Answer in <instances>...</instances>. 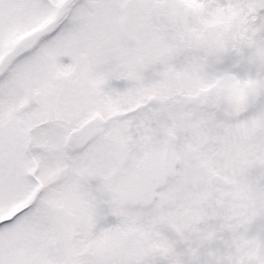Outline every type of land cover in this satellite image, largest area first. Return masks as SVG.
I'll list each match as a JSON object with an SVG mask.
<instances>
[{"label":"snow or ice","instance_id":"6c2138e0","mask_svg":"<svg viewBox=\"0 0 264 264\" xmlns=\"http://www.w3.org/2000/svg\"><path fill=\"white\" fill-rule=\"evenodd\" d=\"M0 264H264V0H0Z\"/></svg>","mask_w":264,"mask_h":264}]
</instances>
